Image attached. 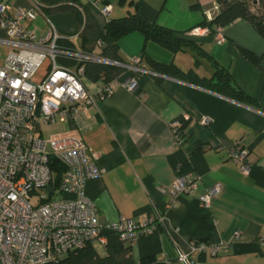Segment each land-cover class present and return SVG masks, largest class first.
I'll list each match as a JSON object with an SVG mask.
<instances>
[{
	"label": "crops",
	"instance_id": "crops-1",
	"mask_svg": "<svg viewBox=\"0 0 264 264\" xmlns=\"http://www.w3.org/2000/svg\"><path fill=\"white\" fill-rule=\"evenodd\" d=\"M44 1L0 3L8 2L14 9H33L40 8ZM84 1L102 30L111 19L139 10L178 37L194 41L214 62L229 70L235 83L257 102V107L242 104L150 70L137 78L135 92L126 87L133 76L131 71L111 83L112 95L98 100L86 114L91 126L82 136L90 157L103 172L100 178L88 181L86 195L95 204L102 223L155 222L157 229L129 241L107 231L103 234L106 243L95 240L90 246L100 258L108 257V246H130V264H140L147 258L160 264H185L179 260L180 253H189L192 242H204L220 246L221 250L215 256L211 251L192 255L198 264H264V36L245 19L223 30L226 41L222 44L214 40L212 33L190 36L192 29L205 28L206 20L219 14L220 9H215L218 0ZM106 6L111 8L108 14L103 12ZM28 28L39 39L54 28L62 38L81 43L70 12L40 11ZM4 37L0 29V38ZM118 45L125 61L141 58L145 50L154 61L174 64L184 72L194 70L201 78H211L215 71L212 61L198 57L191 49L172 53L146 41L139 32L123 37ZM0 47L7 50L1 66L9 48ZM241 49L263 58L261 67L248 61ZM196 59L201 63L198 67ZM85 86L95 94L102 83L86 79ZM183 117L188 118L184 130L187 140L184 146L176 147L171 124ZM59 124H65L60 134L71 130V124L54 125ZM238 144L248 151L251 168L247 175L230 160ZM189 173L199 176L196 189L180 196L175 207H170L174 180ZM216 185L223 187L222 196L210 208H204L200 195ZM160 217L165 218L164 225L157 222ZM236 234L240 237L236 238Z\"/></svg>",
	"mask_w": 264,
	"mask_h": 264
},
{
	"label": "built area",
	"instance_id": "built-area-1",
	"mask_svg": "<svg viewBox=\"0 0 264 264\" xmlns=\"http://www.w3.org/2000/svg\"><path fill=\"white\" fill-rule=\"evenodd\" d=\"M110 9L106 6L103 12L108 14ZM215 9H220L219 4ZM39 12V7L14 9L8 2L0 3V29L5 32L0 45L9 48L0 66V264H59L64 256L95 240L106 243L103 234L107 231L129 241L157 229L155 222L146 225L122 220L105 224L99 220L95 204L86 195V185L103 172L90 157L82 135L91 126L86 119L88 110L112 95L113 87L102 84L97 93H91L83 82V67H69L59 60L64 56L78 64L90 61L122 66L133 73L126 87L135 92L137 78L147 73L141 67L142 59L119 64L81 50L62 51L58 47L62 37L54 28L41 39L29 30ZM223 30L212 33L218 44L226 41ZM202 34H211L210 29L190 31L192 37ZM101 45L99 42L98 47ZM46 61L48 71L37 82L35 77ZM182 120L188 118L171 124L176 147L184 146L187 140ZM56 123H69L71 130L43 137V127ZM50 158L66 168L58 188L53 186ZM230 160L243 174H249L248 151L240 144L231 152ZM198 180L195 173L177 177L170 190V207H175L180 196L194 191ZM222 194L223 187L216 185L200 195L199 202L210 208ZM157 222L164 225L165 218ZM220 250V246L192 242L189 253H180L179 260L198 264L192 255L211 251L215 256Z\"/></svg>",
	"mask_w": 264,
	"mask_h": 264
},
{
	"label": "trees",
	"instance_id": "trees-1",
	"mask_svg": "<svg viewBox=\"0 0 264 264\" xmlns=\"http://www.w3.org/2000/svg\"><path fill=\"white\" fill-rule=\"evenodd\" d=\"M217 3L220 6L219 14L213 20H206L203 24V27L209 28L211 33H215L218 29H225L238 19H245L264 36V0H218ZM251 5L253 7L258 5L262 12L253 13ZM40 11L45 14L73 13L81 43L77 45L71 38H61L58 41V47L62 51L81 50L87 54H97L112 62L127 64L128 61L121 57L118 42L125 36L139 32L145 36L146 41L155 42L172 53L191 49L198 53V57L212 61L215 71L211 78H201L194 70L184 72L174 64L156 62L144 50L141 67L145 70L186 81L239 103L257 107V102L235 83L230 71L214 62L200 45L192 40L180 38L173 30L150 21L139 10L120 19H111L103 30L97 25L84 0H45L40 6ZM99 42L102 43L101 47H98ZM241 52L248 61L261 67L263 58L246 49H241ZM59 60L60 63L69 67H83L84 78L95 84L109 85L127 72L122 66L90 61L78 64L64 56H61ZM200 64V61L196 59L195 66L198 67ZM182 122L185 130L187 121L182 120ZM49 167L55 174L53 186L58 188L66 168L55 158L49 159ZM130 250V246L119 249L108 246V257L100 258L89 244L82 250L71 252L59 264H130ZM140 264L160 263L153 258H147Z\"/></svg>",
	"mask_w": 264,
	"mask_h": 264
},
{
	"label": "rangeland",
	"instance_id": "rangeland-1",
	"mask_svg": "<svg viewBox=\"0 0 264 264\" xmlns=\"http://www.w3.org/2000/svg\"><path fill=\"white\" fill-rule=\"evenodd\" d=\"M251 10L253 13H261L262 11L260 10V7L257 5L255 7H253V5H251ZM5 52H7V50L4 47H0V62L3 59V55L5 54ZM48 67H49V62L46 61L43 66L40 68L39 72L37 73L36 77H35V81L40 82L45 74L48 71ZM86 78L83 79V82L85 84ZM65 128V124L64 125H51V126H44L43 127V137L45 138H51L53 136L59 135L60 133L58 132L59 130H63ZM41 194H46L45 192H41ZM34 202H36V200H34Z\"/></svg>",
	"mask_w": 264,
	"mask_h": 264
}]
</instances>
